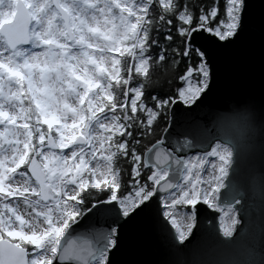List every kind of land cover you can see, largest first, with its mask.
I'll return each mask as SVG.
<instances>
[{
  "label": "snow or ice",
  "instance_id": "6c2138e0",
  "mask_svg": "<svg viewBox=\"0 0 264 264\" xmlns=\"http://www.w3.org/2000/svg\"><path fill=\"white\" fill-rule=\"evenodd\" d=\"M255 32L264 45V0H0V264H115L142 219L184 264L198 205L234 246L254 110L174 134L175 107L199 108L214 50ZM256 190L264 214V177ZM98 215L105 227L73 236Z\"/></svg>",
  "mask_w": 264,
  "mask_h": 264
},
{
  "label": "water",
  "instance_id": "95a60500",
  "mask_svg": "<svg viewBox=\"0 0 264 264\" xmlns=\"http://www.w3.org/2000/svg\"><path fill=\"white\" fill-rule=\"evenodd\" d=\"M259 3V0H254ZM212 91L204 97L199 108L191 112L187 106L175 107L174 134L183 130L189 119H196L208 126L213 113L232 107L250 105L256 116L258 130L253 138V149L239 160L238 168L242 186L246 192L245 204L248 215L245 231L234 234L236 243L226 247L219 229L220 213L200 207L198 229H194L191 244L177 249L182 254L184 264L193 261H264V214L261 212V198L258 190L253 191L264 177V132L259 125L264 123V45L258 32L251 34L236 45L216 49L213 52ZM103 216L93 217L73 233V236L88 235L94 229L106 226ZM171 234L167 238L154 232L151 226L140 220L129 226L124 250L115 257V264H169L173 258L170 245ZM181 257H178L180 259Z\"/></svg>",
  "mask_w": 264,
  "mask_h": 264
},
{
  "label": "trees",
  "instance_id": "16d2710c",
  "mask_svg": "<svg viewBox=\"0 0 264 264\" xmlns=\"http://www.w3.org/2000/svg\"><path fill=\"white\" fill-rule=\"evenodd\" d=\"M161 90H164V91H167L168 90V85L167 83H165L163 86H162V89ZM155 94V93H154Z\"/></svg>",
  "mask_w": 264,
  "mask_h": 264
}]
</instances>
